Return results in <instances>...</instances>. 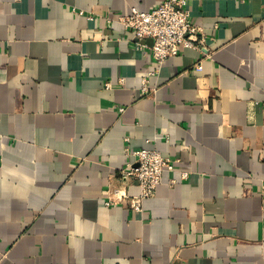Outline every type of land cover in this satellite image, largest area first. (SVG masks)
<instances>
[{
    "label": "crops",
    "instance_id": "1",
    "mask_svg": "<svg viewBox=\"0 0 264 264\" xmlns=\"http://www.w3.org/2000/svg\"><path fill=\"white\" fill-rule=\"evenodd\" d=\"M159 1L0 0V264H264V0H186L148 75L117 17ZM125 147L173 164L140 212Z\"/></svg>",
    "mask_w": 264,
    "mask_h": 264
},
{
    "label": "built area",
    "instance_id": "2",
    "mask_svg": "<svg viewBox=\"0 0 264 264\" xmlns=\"http://www.w3.org/2000/svg\"><path fill=\"white\" fill-rule=\"evenodd\" d=\"M186 0H160L149 11H140L135 7L127 15L117 17L124 28L132 31V39L137 48L143 47V41L151 40V65L148 75L156 74L167 58L179 53L181 47L200 50L205 48V34L201 27L194 24L189 11L185 8ZM82 13V11H80ZM196 71L202 69L200 62L194 65ZM111 83L106 82L105 87ZM149 92L146 78L142 79L141 94ZM122 112L123 108H119ZM125 152L132 157L125 167L120 169L119 178L126 183L136 182L139 187L137 195L129 196L126 190L114 188L109 191L106 204L128 202L131 209L142 211L143 200L153 197L162 173L173 170L172 161L152 148L130 149ZM187 171L181 172L186 177ZM175 180H171L173 184Z\"/></svg>",
    "mask_w": 264,
    "mask_h": 264
}]
</instances>
